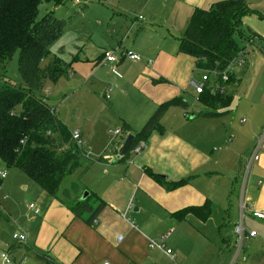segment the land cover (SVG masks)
Here are the masks:
<instances>
[{"label":"crops","instance_id":"obj_1","mask_svg":"<svg viewBox=\"0 0 264 264\" xmlns=\"http://www.w3.org/2000/svg\"><path fill=\"white\" fill-rule=\"evenodd\" d=\"M155 1L159 3V0L147 2L153 5ZM168 1L163 0V4L167 6L170 2ZM217 1L221 0H174L183 11L184 17L188 15L187 19L196 7L207 8ZM247 2L250 8L264 15V0ZM145 12L148 13L146 9ZM139 16L129 20L127 16L117 17L114 20V31L120 34L128 28L129 32L117 46L104 50L97 60H88L89 64L94 66L89 73L94 74L101 66H106L110 72L116 73L110 79V85L115 87L114 99L119 95L128 96L130 85L139 91L141 95L140 98L137 97L144 105L139 108L140 126L135 128L130 118L121 119L122 124H130L134 131H139L158 106L166 101L182 97L188 107L184 109L171 106L162 119L164 132H154L146 141V149L138 154L131 153L125 162L116 160V154L123 143L116 147L115 152L105 153L104 150L101 153V150L95 153L91 147L94 129L86 130L85 121L79 119L75 130L80 132L84 147L90 146L89 154L92 157L104 156L106 159L104 162L94 163L88 170L97 174L96 181L91 184V191L104 200L106 205L96 220L88 223L81 217H73L68 207L52 199L51 207L46 209L39 224L23 223L21 231L28 234V240L25 245L16 243L9 246L7 252L12 253L13 262L223 264L230 255L234 232L232 239H225L224 247L220 248L222 243L216 237V229L225 216L226 224L231 222V219L235 222L239 216L242 164L254 144L256 135L264 126V56L260 52L254 53L246 66L232 72L235 81L229 86L228 92L234 97V104L228 109L217 110L228 112L212 118L196 117L195 115L205 108L187 96L190 95L189 91L194 90L190 86L185 89L191 73L187 59L189 57L179 52L181 56L170 63L171 60L167 59L169 56H166L168 52H178L179 39L174 50L159 48L154 44L143 45L151 27L156 30L151 24L155 21V16L147 15V19L143 15L141 16L144 18L139 19ZM118 24L122 28L121 31L118 30ZM167 30L172 32L171 27ZM256 34L259 36V33ZM262 35L259 37L264 41ZM256 37L253 43H257ZM120 49L121 53L122 50L128 49L143 56L141 60L135 61L122 57L121 54L117 64H102L106 52H120ZM185 76L188 78L185 79ZM159 78H164L166 82H153V79ZM193 79L194 75L191 81ZM85 80L75 92L86 86L89 80ZM236 85H239L238 88ZM107 89L105 94L110 93ZM74 94L76 93L72 95ZM51 106L57 111L56 106ZM57 113L61 121L66 126L69 125V122L62 118L61 112ZM243 119L245 121L241 122ZM92 121L90 120V123ZM122 124H118L117 130ZM117 138V135L113 137L107 146ZM145 168L166 176L170 181L193 177L187 184L169 191L149 176ZM24 188H27L26 184ZM247 196L250 208L264 212V147L260 161L253 167ZM8 199L9 197L4 201L9 202ZM208 200L212 202L213 212L206 221L200 220L194 214H187L183 219L175 217L182 209L203 205ZM246 225L257 233L256 237L246 241V264H264V220L247 216ZM119 235H122L121 239L118 238ZM163 237L166 248L173 250L175 261L169 255L162 254V249L150 246L151 242H160ZM226 250H230L228 255H225ZM35 252L48 256V261L38 260L32 255Z\"/></svg>","mask_w":264,"mask_h":264},{"label":"trees","instance_id":"obj_2","mask_svg":"<svg viewBox=\"0 0 264 264\" xmlns=\"http://www.w3.org/2000/svg\"><path fill=\"white\" fill-rule=\"evenodd\" d=\"M43 1L46 0H0V67L19 51L18 68L24 83L18 85L4 80L0 87V160L7 168H18L54 200L68 207L73 217L91 223L106 203L81 184V175L88 171L90 164L106 159L92 157L85 147L79 146L56 109L39 94L47 81L55 83L70 71L69 64L58 56L52 57L45 67L41 65L50 46L62 36L67 25L66 20L51 13L39 20V6ZM249 14L264 18L262 13L250 8L247 0H221L207 8L196 7L179 37L178 52L193 57L199 70H228L230 86L235 78L229 68L244 51L236 35L240 33L243 18ZM256 36L252 33L247 41L252 42ZM164 81V78L153 79L154 83ZM198 99L205 109L195 116L204 118L228 112L217 110L228 109L233 101L229 92L211 93L209 90L199 94ZM171 106L186 109L188 104L182 97L160 104L139 131H134L128 123L122 124L118 138L109 145L111 151L115 152L129 134H134L135 140L130 150L117 159L119 162L130 157L139 141H147L154 132H164L162 119ZM85 161L89 164L83 167L80 177L71 179ZM145 172L169 191L187 184L193 177L170 181L149 168H145ZM66 179L68 187L61 189ZM2 181L0 178V185ZM85 191L88 196L80 200ZM212 212V202L208 200L203 205L182 209L175 217L183 219L187 214H194L206 221ZM32 255L40 261H48V256L39 252Z\"/></svg>","mask_w":264,"mask_h":264},{"label":"rangeland","instance_id":"obj_3","mask_svg":"<svg viewBox=\"0 0 264 264\" xmlns=\"http://www.w3.org/2000/svg\"><path fill=\"white\" fill-rule=\"evenodd\" d=\"M147 1L149 0H80L79 3H75L73 0H46L39 6V20L44 18L46 14L51 13L56 18L67 21L62 36L50 46L49 52L41 65L45 67L52 57L58 56L69 64L70 70L67 75L62 76L55 83L47 81L39 94L50 105L56 106L57 112H61L62 118L69 122L67 126L71 131L75 130V124L79 123V119L85 121L84 128L86 130L94 129L91 147L95 153L101 150V153L104 150H106L105 153H111V149L107 145L113 137H116L115 131L122 124L121 119L130 118L131 122H134L133 126L138 128L141 124L138 117L139 108L144 106L137 97L139 96L140 98L141 94L131 85L128 86V90H130L128 96L119 95L117 99H114L115 87L112 84L110 85L112 83L110 79L116 73L110 72L108 67L101 66L94 74L93 72L92 74L89 73L94 66L93 64L90 65L88 60H97L104 53V50H111L117 46L124 35L129 32L128 28L120 34L114 31V20L117 17L125 16H127L128 20L137 15H143L146 19L147 15L155 16V21L151 24L156 30H152L151 24L149 25L151 31L146 34L143 45L151 46V44H154L159 48L165 47L169 50L175 49V43H178L179 37L185 31L189 22L190 17L189 19H187L188 15L184 17L183 11L178 8L174 0H169L170 2L168 1L169 4L167 3V6L163 4V0H159V3L155 1L153 5L152 3L148 4ZM145 9L148 13L145 12ZM117 27L119 31L122 30L119 24ZM170 27L172 32L167 30ZM254 32L259 33V36L263 34L264 18L248 15L242 21L240 33L236 35L237 42L241 47H244V51L237 58L241 59L245 56L247 60L242 65L239 63L232 65V68L229 69L231 73L239 67L246 66V63L249 62L254 53L260 52L264 56V41L261 37H256L257 43L247 41V38ZM131 37L130 35L129 38L131 39ZM125 46L128 47V44ZM114 54L118 58L121 57V49L120 52L115 51ZM138 54L143 56L139 52ZM166 56H169L167 59L171 60V63L173 60L176 61L177 57L179 58L181 55L175 50L174 52H168ZM187 57L190 58L187 59L190 62L191 73L189 78L185 76V79L188 78L185 89L187 86L192 87L191 79L193 75L194 79H200L202 74L205 73L204 70L197 69L196 61L193 57L188 55ZM18 58L19 51H16L12 58L8 59L0 67V87L4 80L24 85L18 68ZM78 66L81 68L77 69ZM85 79L89 80L86 86L79 92H75L74 90L82 84V81H86ZM238 86L236 85V88ZM105 88L110 90V99L104 96ZM73 93L76 94L72 95ZM189 94L187 96L190 100L197 101L204 108L194 90L193 92L189 91ZM90 120L93 121L90 123ZM107 139L109 140L106 143ZM105 143L106 146L104 147ZM86 149L90 153V146ZM88 164L89 162L85 161L82 167L71 176V179H78L83 167ZM93 165L90 164L88 170ZM0 168L6 169L8 174V178H5L0 185V264H3L1 260L2 252H7L9 246L19 243L13 239V233H26L21 231L23 230V223L25 225L39 224L46 209L51 207L53 198L35 182L26 177L18 168H7L1 160ZM96 178V172L90 173L87 171L81 175V184L90 189ZM25 184L27 185L26 189L24 188ZM66 187H68L67 179L64 180L61 189ZM59 193L61 196L63 195L61 191ZM8 197L9 202L4 201ZM30 203H34L41 209V213L34 217L36 221L32 218V212L28 207ZM225 219L226 216L216 229V237L222 243L220 248L224 247L225 239L228 237L232 239L233 227L236 222V220L234 222L231 219V222L226 224ZM220 228L221 230H219ZM226 228L228 229L227 231ZM170 241L171 239L168 240V242ZM229 251L226 250L225 255H228ZM161 253L166 256L165 250ZM8 255L11 259L13 258L12 253L8 252ZM14 263L21 264V262L15 261Z\"/></svg>","mask_w":264,"mask_h":264},{"label":"built area","instance_id":"obj_4","mask_svg":"<svg viewBox=\"0 0 264 264\" xmlns=\"http://www.w3.org/2000/svg\"><path fill=\"white\" fill-rule=\"evenodd\" d=\"M75 3H79L80 0H73ZM139 19H143V16H139ZM264 39V34L262 35ZM122 57L125 56L131 60L139 61L141 60V55L138 53L124 49L122 50ZM120 58L116 57L113 51L107 52L105 55L102 64L113 63L117 64ZM245 62L244 57L241 59H236L233 66L236 63L242 65ZM232 65L230 68H232ZM229 68V69H230ZM205 73L202 74L200 79H193L191 81V86L194 88V92L196 95L201 94L205 90H209L211 93L220 92L225 94L229 89V81H230V73L228 70L218 71V70H205ZM105 97L110 99V93L106 92ZM245 120H241L244 122ZM120 130H116L115 134L118 135ZM72 139L79 145L83 146L82 136L78 130L72 131ZM147 147L146 141H139L132 150V153H140L144 151ZM264 147V126L261 131L256 135L255 141L248 154L244 157V161L242 164V172L240 176L239 182V216L234 224L233 232H234V241L232 244V249L230 255L223 261V264H246L248 261V255L246 253V241L249 238L256 237L257 233L255 230L250 229L246 225L247 216H251L253 218L264 220V212L256 209H252L248 205V190L250 179L253 172L254 165L260 161L262 156V151ZM121 156L119 153L116 154V160ZM7 177L6 170H0V178L4 180ZM29 209L32 212V217H36L41 213V209L37 207L34 203L29 204ZM170 234V233H169ZM13 239H15L19 243H26L28 240L27 233L14 232L12 235ZM119 239L122 238V235H119ZM150 246L152 248L158 247L162 250H165L166 254L171 257L172 260L175 261V254L171 248H166L165 246V237L160 242H151ZM1 260L3 264H14L13 260L8 255V252L4 251L1 254ZM109 264V263H104Z\"/></svg>","mask_w":264,"mask_h":264},{"label":"water","instance_id":"obj_5","mask_svg":"<svg viewBox=\"0 0 264 264\" xmlns=\"http://www.w3.org/2000/svg\"><path fill=\"white\" fill-rule=\"evenodd\" d=\"M135 140V135L134 134H129L126 136L122 146L119 149V155L123 156L127 151L130 150L133 142ZM166 178V176H164ZM88 196V191H85L83 195L81 196L80 200L85 199Z\"/></svg>","mask_w":264,"mask_h":264}]
</instances>
